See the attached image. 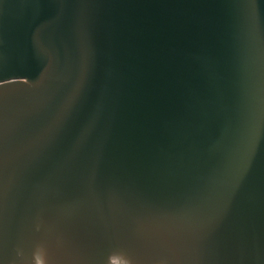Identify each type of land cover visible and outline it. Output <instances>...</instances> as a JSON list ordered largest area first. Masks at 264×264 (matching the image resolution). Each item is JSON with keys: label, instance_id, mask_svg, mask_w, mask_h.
Listing matches in <instances>:
<instances>
[{"label": "water", "instance_id": "obj_1", "mask_svg": "<svg viewBox=\"0 0 264 264\" xmlns=\"http://www.w3.org/2000/svg\"><path fill=\"white\" fill-rule=\"evenodd\" d=\"M0 264H264V0H0Z\"/></svg>", "mask_w": 264, "mask_h": 264}]
</instances>
